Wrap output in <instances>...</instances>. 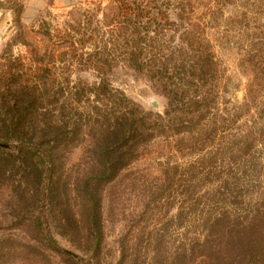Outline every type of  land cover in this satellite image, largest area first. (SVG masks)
<instances>
[{"label": "trees", "instance_id": "trees-1", "mask_svg": "<svg viewBox=\"0 0 264 264\" xmlns=\"http://www.w3.org/2000/svg\"><path fill=\"white\" fill-rule=\"evenodd\" d=\"M111 1L117 12L109 20L99 10L77 18L69 12L62 26L46 32L44 53L26 45L15 74L5 76L8 96L13 87L17 95L0 112L20 119L0 120V165L15 166L23 179L28 164L37 171L40 211L28 220L34 242L44 255H62L47 213L67 178V155L81 144L83 167L68 176L96 249L104 242L106 188L144 161L133 183L177 207L170 226L177 220L179 229L197 235L178 264H261L264 104L226 96L220 64L189 0H177L180 7L174 0ZM248 62L256 70L262 64ZM118 66L144 77L165 99V111H145L115 89L109 75ZM128 253L122 248L119 264L129 262ZM78 257L72 261L82 264Z\"/></svg>", "mask_w": 264, "mask_h": 264}, {"label": "rangeland", "instance_id": "rangeland-1", "mask_svg": "<svg viewBox=\"0 0 264 264\" xmlns=\"http://www.w3.org/2000/svg\"><path fill=\"white\" fill-rule=\"evenodd\" d=\"M174 2L180 7L177 0ZM189 2L195 20L203 26V39L210 44L220 64L223 82L228 88L226 96L236 102L245 99L263 105L264 0ZM86 10L97 13L99 10V18L109 20L117 12V5L111 0H0V111L7 101L15 102L12 95H17L16 87L11 88L8 96L5 76L9 72L15 74L19 57L27 53L26 45L43 54L48 43L46 32L62 26L69 12L77 18L79 12ZM253 59L262 61L259 70L248 62ZM82 77L90 82L95 80L89 74ZM75 79L73 74L72 80ZM109 81L145 111H165V99L134 70L118 66L110 73ZM14 116L0 112V120L20 119ZM67 157V178L61 180L59 195H55L53 207L47 213L53 218L50 224L60 256L44 255L34 242V231L28 226L29 218L40 211L35 198L41 188L37 171L28 164V175L23 179V172L14 169L15 166L6 162L0 165V264H76L72 261L74 256H80L84 260L82 264H119L122 248L129 251L126 264H178L177 255L183 248L192 252L197 235L179 229L177 220L172 226L167 222L176 217L177 207L166 198L162 200L161 195L154 197L147 193L145 184L133 183L132 179L144 170V161L123 172L117 182L106 188L104 242L101 250L96 249L85 228L80 193L75 191L76 185L71 184L68 176L83 167L84 145L72 149ZM78 222H81L80 231L75 229ZM260 239L264 241V232ZM22 246L27 249L22 251ZM232 247L228 249L232 251ZM8 250L12 252L7 254Z\"/></svg>", "mask_w": 264, "mask_h": 264}]
</instances>
